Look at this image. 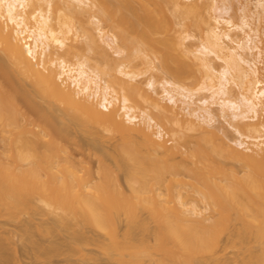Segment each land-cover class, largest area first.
<instances>
[{"label": "bare ground", "instance_id": "bare-ground-1", "mask_svg": "<svg viewBox=\"0 0 264 264\" xmlns=\"http://www.w3.org/2000/svg\"><path fill=\"white\" fill-rule=\"evenodd\" d=\"M87 1L0 0V52L13 67L11 76L23 86V98L28 97L34 105L37 100H42L49 105L47 110L50 108V114L58 118L57 122L65 128L73 125L92 135L101 133L117 139L115 161L117 168L126 175L131 195H126L117 179L111 180L114 175L104 168L102 172L107 173V181L111 180L109 183L113 182V185L100 181L102 183L88 187L77 177L75 166L68 161L62 166L46 162L38 167H29V171L36 174L38 170H43L56 176L66 190L75 195L61 207L74 216H85L101 230L114 225L120 215L125 217L124 233L115 236L111 246L117 256V264H224L219 255L208 253L199 246L203 236L199 234L196 237V225L200 223L202 229L211 226L202 222L197 224L191 216L193 207H189L186 201L194 192H199L216 206L215 211L220 217L233 216L239 226L254 228V237L257 238L264 231V122L259 119L264 114V82L259 79L264 72V47L259 46L260 31L251 23L255 17L257 21V16L253 18L250 13L243 14L239 26H233L222 14L216 16L214 20L217 24L229 25L230 28L209 30L202 50L213 54L222 63L221 70L217 72L218 66L213 65L211 58L181 51L182 55L191 58L193 65L203 70L208 83H202L197 91L182 83L163 80L157 84L161 88V93L157 94L155 81L149 79L145 87L155 95L151 96L139 86L140 83H131L136 81L137 76L126 71L123 64L118 65L117 71L124 79L117 82L118 90H114L85 61L46 60L55 55V49L65 47L66 36L74 30V26L65 21L67 17L64 22L56 16L57 4H64L71 8L68 9L70 11L86 5ZM91 4L102 12V21L99 14L98 18L94 17V13L92 16L98 36L116 55L121 53L115 48L118 43L134 47L133 44L140 45L141 42L152 41L160 45L166 42L180 49L181 43L170 36L169 28L177 19L190 20L199 11L195 2L176 8L179 4L176 0H92ZM257 7L264 8V2H258ZM65 9L63 11L68 12ZM61 16H65L64 12ZM103 21L111 23L118 31H115L117 35L103 31L100 28ZM232 30L242 32V39L233 38L230 34ZM162 34L164 38L153 37ZM168 57L166 53H161L162 69L180 78L182 71L171 69L167 64ZM2 71L1 130L14 126L21 135V129L29 125L34 136L49 137L51 132L47 127L50 125L45 122L51 117L49 112L46 110L49 118L42 120L47 127L40 125L43 124L41 120L36 123L39 118L30 122L27 119L30 114L17 99L21 89L18 94L15 89L12 91L16 86L10 87L11 83L3 78L5 71ZM233 86L237 92H233ZM199 91H207L208 95L196 99ZM115 102L118 107L114 106ZM138 103L144 104L140 110L135 107ZM56 104L61 108H55ZM212 106L218 107L223 118L225 111L229 110L237 119L230 124L235 138L228 141L233 146L215 131ZM152 110L169 123L173 139L170 145L160 140L163 129L151 116ZM51 120L55 118L51 117ZM203 125L214 130L198 137L194 148H186L187 136L183 134V129L203 132L206 129ZM57 141L50 136L52 150L63 152L64 148ZM215 156L237 161L247 168L243 172L248 173L237 177L234 170L224 169L216 163ZM8 167L2 160L1 174H5ZM212 172L219 173L221 177L213 179ZM105 177L102 179L105 180ZM162 186L164 194L157 192ZM2 207L5 204L2 203ZM143 210L153 218L151 242L136 233L137 229L144 232L150 228L147 223L150 219L140 218V211ZM262 247L260 253L249 255L239 264H264ZM0 264L6 262L0 260Z\"/></svg>", "mask_w": 264, "mask_h": 264}, {"label": "rangeland", "instance_id": "rangeland-1", "mask_svg": "<svg viewBox=\"0 0 264 264\" xmlns=\"http://www.w3.org/2000/svg\"><path fill=\"white\" fill-rule=\"evenodd\" d=\"M91 1H87L88 4L81 5V7L72 8L70 11L68 9L71 8H67L64 4H57V8H55L56 16H60L62 21L67 17L65 21L68 20L70 23H67L74 26V30L69 35L67 34L65 47L55 49V55L46 58V60L64 59L69 63H74L77 60L85 61L90 67L96 69L102 81L114 90H118L119 80L124 79L117 71L118 65L123 64L126 66V71L137 76L136 81L131 83L135 85L140 83L139 86L148 95L155 96L145 87V83L149 79L155 81V93L157 94L161 93V88L157 84L163 80L177 82V84L182 83L183 86L198 91L202 83H208V81L202 72L203 70H199L197 66L193 65L191 58L182 55L181 51L213 59V65L218 66L217 72L220 71L222 63L213 54L204 52L202 45H205V37L209 30L216 29V27L230 28L229 25H220L215 22L214 18L221 14L229 19L233 26L241 25V17L245 13H250L253 18L257 16V21L254 20L255 17L251 23L253 22L252 25L258 32L260 31L259 46L264 47V35L262 34L264 33V8L257 7V3H262L264 0H176L179 3L176 8L181 7L182 4L194 2L199 6L198 13L192 19L183 21L179 18L169 28L170 36L178 39L181 43L180 49H176L166 42L164 45L152 41L141 42L140 45L137 43L139 48L137 44H133L134 47H130L131 45L127 47L118 43L115 48L121 53L116 55L114 50L109 48L98 36L97 28L92 23V16L93 13L94 17L97 16V18L100 15L99 19L102 21V12L97 6L91 4ZM64 7L68 12L63 11ZM225 9H227V12H225ZM52 10L54 11V7ZM63 12L65 16H61ZM100 28L109 35H117L116 30L109 22H101ZM230 34L235 39H242L244 36L242 32L237 30H232ZM153 37H160L161 39L165 35ZM135 48L139 51H135ZM129 52H133V54L130 55ZM134 52L137 56L140 54L142 57H138L141 59L135 57ZM162 52L169 56L167 64L171 69L182 71L180 78L162 69ZM3 56L5 57L0 52V60H4L0 61V68L5 71V75L3 74L5 77L3 76V78L8 84L11 83L9 84L11 88L14 87L13 85L16 86L12 91L15 89L14 91L17 93L21 89L20 93L18 91L20 95L17 93V99L21 100L18 99L20 105L26 109V113L28 111V114H30L27 115L30 116L29 118L26 116L27 119L37 121L39 118L36 123L41 120L40 123L43 124L40 125H45V127H47L45 122L49 123L50 127L47 128L49 129L48 132H51L50 136L59 141H57V144L64 148V151L52 150L50 136L43 138L34 136L31 131L33 128L29 125L21 129V135H18L19 130L14 126L6 127L5 131L0 128V164L3 160L10 166L5 174H1L2 171H0V260L3 263L6 262V264H117V256L114 255L111 246L114 237L122 236L124 233L125 217L120 215L114 225H110L106 230H101L88 221L85 216H74L61 207L75 195L68 192L56 176L43 170H38L36 174H31L29 171V167H38L46 162L62 166L68 161L75 166L77 177H80L82 183H86L89 187V185L95 186L102 182L107 184V177L109 180V176H107V173L102 172L104 168L106 172H111L115 176H111L113 178L110 179H117L118 185L122 187L121 189L126 195L130 196L131 192L126 181V175L117 168L115 161L117 139H111L101 133L92 135L85 130L77 129L73 125L65 128L57 122L59 121L58 118L54 117L52 113L50 114V108L47 110L49 105L42 102V100H37L34 105L31 100H28V97L23 98V86L11 76L13 67L7 58ZM128 57L135 59L129 61ZM261 74L259 79L264 82V72ZM232 90L237 92L234 86ZM207 95V91H199L195 97L198 99ZM22 98L27 99V101L23 103ZM118 105L115 102L114 106L118 107ZM54 107L58 109L60 106L56 104ZM135 107L140 110L144 107V104L138 103ZM46 110L52 119L55 118L54 121L51 120V117L48 120L46 119L49 118ZM212 111L216 119L213 125L215 131L219 137L233 146L228 141L235 138L234 130L230 124H234L237 119L232 117V112L229 110L225 111V118H223L217 106H212ZM150 114L163 129V137L160 140L170 145L173 139L169 123L161 119L157 111L152 110ZM42 116L43 119H40ZM259 119L264 122V114L260 115ZM42 120L47 121L43 122ZM203 126L206 128L203 132L183 129V134L187 136L186 148H194L198 137L214 130L206 125ZM21 157L23 158L21 159ZM179 159L178 157L177 160ZM216 159L219 161H216V163H219L224 169L234 170L237 177L238 175L244 176L242 173H248L243 172L245 168L237 161L222 157H219V159L216 157ZM104 177L106 181L102 179ZM211 177L213 179L220 178L221 175L212 172ZM109 182L108 185L111 183L113 185V182ZM109 187L111 188V186ZM157 192L164 194L165 188L162 186L161 190H157ZM187 198V201L186 198L185 201L194 210L191 214L193 220L197 224L202 222L205 226H211L202 229L200 223L198 226L196 225V237L199 234H201V237L203 236V239L199 241L202 250L219 255L224 264H239L241 260L246 259L249 255L260 253L263 250L264 231L261 230L262 234L257 238L254 237V228L248 229L239 226L233 216L229 218L228 216L227 218L226 216H224L225 218L220 217L219 213L215 211L216 206L206 200L199 192H194L191 197ZM2 203L5 204V207H2ZM143 211H140V218L150 219L147 220L150 228L144 232L137 229L136 233L145 241L151 242L150 233L154 229L153 218L149 217L147 211Z\"/></svg>", "mask_w": 264, "mask_h": 264}]
</instances>
